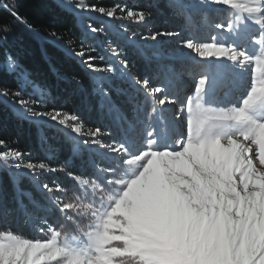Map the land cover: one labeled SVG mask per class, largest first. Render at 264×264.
Here are the masks:
<instances>
[{"label":"snow or ice","instance_id":"obj_1","mask_svg":"<svg viewBox=\"0 0 264 264\" xmlns=\"http://www.w3.org/2000/svg\"><path fill=\"white\" fill-rule=\"evenodd\" d=\"M54 2L76 22L84 13L123 21L128 46L148 75H140L111 39L102 45L104 55H96L91 41L103 31L99 26L83 25V38L74 47L72 36L36 30L16 0H0V10L11 17L0 22V43L14 25L35 39H54L91 75L90 106L121 134L112 138L109 129L55 106L50 94L47 101L25 99L20 91L0 88V96L18 106L20 119L43 118L63 133L54 145L42 132L41 148L55 156L68 153L52 163L0 139V213L9 215L8 205L14 204L38 221L39 234L0 229V264H264V0H211L232 14L227 24L211 26L227 38L181 42L206 58L202 61L159 43L136 45L137 33L130 28L147 24V10L94 0ZM159 6L188 24L194 13L208 14L187 0H162ZM246 22L256 29L245 41L252 52L240 43L238 28ZM176 35L155 31L140 39ZM51 63L59 79L77 90L85 87ZM0 67L19 73L21 87L41 88L11 56ZM239 70L251 74L239 106H211L208 90L230 89ZM168 89L175 94H166ZM169 105H178L171 116L165 114ZM85 156L84 166L70 168L68 159ZM44 176L50 179L45 182Z\"/></svg>","mask_w":264,"mask_h":264},{"label":"trees","instance_id":"obj_2","mask_svg":"<svg viewBox=\"0 0 264 264\" xmlns=\"http://www.w3.org/2000/svg\"><path fill=\"white\" fill-rule=\"evenodd\" d=\"M94 2L105 7H110L113 3H121L151 12L146 25H134L130 28V31L134 30L137 33V38L141 35H150L155 31L179 33V35L173 36V39L184 38L190 32L197 36H205L207 29L202 26V23L212 26L213 22L209 20H218L219 17L216 11L207 15L194 13L192 23L188 24L183 16L176 15L171 11L166 12L161 8L159 5L162 0H94ZM16 3L20 13L30 20L36 30H55L62 32L65 37L72 36V39L77 41V44L73 45L74 47H77L78 40L83 38V25L99 26L103 31L91 41L97 49L95 54L104 55L102 45L111 39L113 43L121 46L124 56L129 59L131 64L135 65V69L140 75H148L144 63L138 60L131 47L128 46L127 34L122 27L123 21L105 20L99 18L96 13H84L83 17L76 22L72 14L59 9L54 0H16ZM7 21H11V17L0 10V22ZM117 28L121 31H118ZM211 28L214 29L215 27ZM135 43L145 46L136 40ZM8 56H11L26 69L30 73L29 79L41 87L39 89H33L30 86L23 87L21 91L25 99L47 101L50 94L51 102L55 106L76 112L89 125L109 129L112 132V138L119 139L121 134L115 125L97 109L90 106L88 89L92 84L91 75L78 60L69 56L54 39H35L22 25H14L7 40L0 43V66L6 63ZM51 62H54V67L59 72L77 76L85 87L77 90L71 81L59 79L56 72L53 71ZM18 76L19 73L5 72L0 67V88L16 90L21 84ZM153 83L160 84L161 82L153 81ZM167 91L175 94L171 89ZM17 112V105L7 97L0 96V139L8 140L10 146L30 152L34 159H49L52 163H58L68 158L66 150L60 151L59 155L55 156L40 146L39 137L42 132L49 137V143L58 145L62 140L63 133L57 132L56 127L51 122L43 118L38 120L20 119ZM86 162L87 156L84 159H68V164L72 170H79ZM56 178L65 181L63 176ZM42 179L47 182L50 177L44 176ZM8 207L10 209L9 215L0 213V229L10 228L13 232L26 237L39 235L35 230L38 221H33L31 217L25 216L22 211L16 210L14 204L9 203Z\"/></svg>","mask_w":264,"mask_h":264},{"label":"rangeland","instance_id":"obj_3","mask_svg":"<svg viewBox=\"0 0 264 264\" xmlns=\"http://www.w3.org/2000/svg\"><path fill=\"white\" fill-rule=\"evenodd\" d=\"M189 4H191L193 7H198L200 9H203L208 14L210 12L216 11L219 14L218 20H209L213 23L211 25L224 23L227 24L228 20L232 18V14L230 12H227L224 9V6L218 5V4H212L211 0H187ZM119 15V14H118ZM101 19L110 20L106 17L99 16ZM117 21H121L120 19H116ZM205 23H202V26L205 27L207 32L205 33V36H197L194 33H189L188 35L184 36V38H178L173 39V36H160L157 37L156 41L152 40H141L140 37H136L135 40L138 43H143L146 47L156 45L157 43L163 44L164 46L170 47L171 49L175 50L180 55L184 56L185 58L189 59L190 61H202L206 58L199 57L193 50L187 49L182 46V41L186 39H195L197 41L205 40L209 35H220L222 38H227L229 35L228 33L220 32L218 29L214 28L212 29L210 25H205ZM118 29V28H117ZM255 26L251 24V22H246L245 24H242L239 26L238 31L240 36L242 37V40L240 41L241 44H243L244 47L247 48L249 52H252L253 49L245 43L247 41V38L251 36L255 32ZM118 31H121L118 29ZM145 37L150 36L149 34L144 35ZM172 37V38H171ZM171 38V39H170ZM251 74L250 71L245 70H239V75L236 79V82L233 86L230 87V89H227L225 91H221L219 94H216L213 90H208V95L205 97L207 101L210 102L211 106L215 107L217 105L219 106H226V105H237L239 106L240 102L242 101V98L246 94L249 84H250ZM194 87V84L192 87L188 89V94L190 95L192 93V88ZM21 84L16 89L17 91L21 92V95H23L21 89ZM168 95L172 96L174 94H171L167 91ZM180 96H183V93L180 94ZM179 98V97H178ZM240 98V99H239ZM178 105H169L165 106V114L171 116ZM180 125H177L176 131L180 130ZM119 139H121V136H119ZM118 139V140H119ZM130 148L135 149L136 145H129Z\"/></svg>","mask_w":264,"mask_h":264},{"label":"bare ground","instance_id":"obj_4","mask_svg":"<svg viewBox=\"0 0 264 264\" xmlns=\"http://www.w3.org/2000/svg\"><path fill=\"white\" fill-rule=\"evenodd\" d=\"M240 99V98H239Z\"/></svg>","mask_w":264,"mask_h":264}]
</instances>
